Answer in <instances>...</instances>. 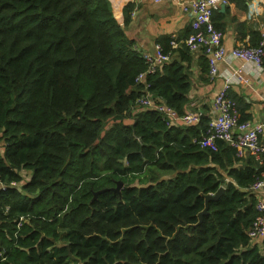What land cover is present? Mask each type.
I'll use <instances>...</instances> for the list:
<instances>
[{
    "label": "trees",
    "instance_id": "trees-1",
    "mask_svg": "<svg viewBox=\"0 0 264 264\" xmlns=\"http://www.w3.org/2000/svg\"><path fill=\"white\" fill-rule=\"evenodd\" d=\"M133 8L121 24L110 0H0V264H264L249 235L264 165L238 166L221 140L202 148L205 117L173 125L137 107ZM178 67L148 82L183 114Z\"/></svg>",
    "mask_w": 264,
    "mask_h": 264
},
{
    "label": "crops",
    "instance_id": "crops-1",
    "mask_svg": "<svg viewBox=\"0 0 264 264\" xmlns=\"http://www.w3.org/2000/svg\"><path fill=\"white\" fill-rule=\"evenodd\" d=\"M110 1L115 16L121 24L124 22V7L128 3L134 4L132 21L126 31L129 38L134 41L135 49L137 48L141 53L153 52L157 44L163 46V42L165 44L166 40L178 42V47L174 49L171 62L168 65H178L188 77L190 91L187 110L200 109L204 117L210 121L215 116L214 100L224 85L229 83L230 98L241 102L243 113L238 109L240 115L244 114L252 124L264 125V72L262 73L251 63L228 57L218 64V76L214 80H210L207 57L202 52L192 53L184 46L183 40L192 30L193 17L191 13L183 10L181 2ZM229 3L227 0L224 11L221 10L220 5L219 10L224 13V16L217 22L222 26V30H220L224 34L225 47L231 51L235 45L240 43L254 45L253 32L259 29L256 21L249 19L250 2H247L248 10L237 9L233 5L229 6ZM261 21L264 22V17L261 18ZM258 32L257 42L260 38V30ZM237 74H241L243 80L238 79ZM228 78L231 79L229 82H227ZM3 144L4 142L0 141L1 147ZM256 161V158L246 149L238 166L245 167ZM257 198L264 200V188L257 191ZM261 240L262 238H259L255 241Z\"/></svg>",
    "mask_w": 264,
    "mask_h": 264
},
{
    "label": "built area",
    "instance_id": "built-area-1",
    "mask_svg": "<svg viewBox=\"0 0 264 264\" xmlns=\"http://www.w3.org/2000/svg\"><path fill=\"white\" fill-rule=\"evenodd\" d=\"M155 3L165 1L181 2L183 10L191 13L193 19L191 32L183 40L184 46L192 53L202 52L208 60L209 79L214 80L218 76V64L228 57L239 59L246 63L255 65L264 72V0H250L249 19L256 21L260 30V40L258 44L235 45L231 51L225 47L224 34L215 27L212 16L220 5L227 3V0H153ZM257 29V30H258ZM258 30V31H259ZM175 40L170 41L171 49L178 46ZM146 63V69L136 77V85L141 88V95L137 100V107L154 110L160 113L169 124L193 126L202 121L203 112L200 109H189L183 114H179L171 108L161 98L156 97L150 90L148 77L163 71L164 67L171 62L173 51H165L164 47L157 44L153 52L141 53L135 49ZM242 73V71H241ZM243 80L241 74L236 75ZM231 79H227L229 82ZM230 84L226 83L214 100L215 116L210 119L206 132L198 144L202 148L217 150V141L221 140L229 144L239 158L244 157L247 149L256 158L259 164L264 165V125L252 124L249 120L240 121L237 102L229 96ZM264 188V172L262 176L253 184L252 189L259 191ZM259 216L253 222L249 232L253 240L264 237V200L259 199L257 203Z\"/></svg>",
    "mask_w": 264,
    "mask_h": 264
},
{
    "label": "water",
    "instance_id": "water-1",
    "mask_svg": "<svg viewBox=\"0 0 264 264\" xmlns=\"http://www.w3.org/2000/svg\"><path fill=\"white\" fill-rule=\"evenodd\" d=\"M225 9H226V5L222 4L221 5V10L224 11ZM122 185H123L122 182H118L117 186L115 188H112L111 190H113L114 192H119L121 187H122ZM106 191H107V189H104V190L99 191V193H103V192H106ZM223 192H224V188L221 187L214 195H207V197H206V209L200 214V220H202L203 214L206 213V211H207V209L209 207V201L218 199ZM99 193H96L94 195V199L97 197V195Z\"/></svg>",
    "mask_w": 264,
    "mask_h": 264
},
{
    "label": "rangeland",
    "instance_id": "rangeland-1",
    "mask_svg": "<svg viewBox=\"0 0 264 264\" xmlns=\"http://www.w3.org/2000/svg\"><path fill=\"white\" fill-rule=\"evenodd\" d=\"M1 147V146H0Z\"/></svg>",
    "mask_w": 264,
    "mask_h": 264
}]
</instances>
